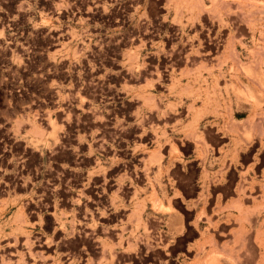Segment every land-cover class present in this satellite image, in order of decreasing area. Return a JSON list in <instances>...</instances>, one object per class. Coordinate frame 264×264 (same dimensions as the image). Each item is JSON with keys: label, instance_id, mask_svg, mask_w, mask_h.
<instances>
[{"label": "rangeland", "instance_id": "374dc122", "mask_svg": "<svg viewBox=\"0 0 264 264\" xmlns=\"http://www.w3.org/2000/svg\"><path fill=\"white\" fill-rule=\"evenodd\" d=\"M0 264H264V0H0Z\"/></svg>", "mask_w": 264, "mask_h": 264}, {"label": "bare ground", "instance_id": "6f19581e", "mask_svg": "<svg viewBox=\"0 0 264 264\" xmlns=\"http://www.w3.org/2000/svg\"><path fill=\"white\" fill-rule=\"evenodd\" d=\"M170 37V36H169ZM170 39V38H169ZM208 43V42H207ZM215 44H213V46H214ZM172 47V46H171ZM210 47V46H209ZM175 48V47H174ZM206 48V47H205ZM215 48H217V47H215ZM170 49V48H169ZM210 50V49H209ZM171 54L170 55H174V54H176V55H180L181 53H184V54H186L184 57H185V61L186 60H188V58H186L187 57V54L188 53H186V51H181L179 48H178V50H171V52H170ZM170 57V56H169ZM210 59V58H209ZM171 60V59H170ZM243 187V186H242ZM244 194V193H243ZM239 208H241V207H239ZM243 210V209H242ZM241 210V211H242ZM208 221V220H207ZM210 222V221H209Z\"/></svg>", "mask_w": 264, "mask_h": 264}]
</instances>
